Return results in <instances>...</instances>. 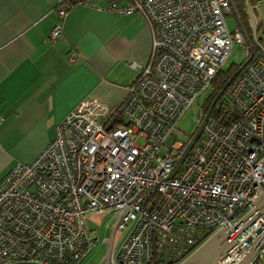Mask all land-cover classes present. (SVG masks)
I'll use <instances>...</instances> for the list:
<instances>
[{"label":"built area","instance_id":"obj_1","mask_svg":"<svg viewBox=\"0 0 264 264\" xmlns=\"http://www.w3.org/2000/svg\"><path fill=\"white\" fill-rule=\"evenodd\" d=\"M101 10L146 18L148 62L117 104L82 100L34 160L0 179V264H80L97 241L86 218L107 210L114 232L128 228L111 264H178L217 230H231L263 191L264 46L255 26L254 50L237 25L227 27L231 0H133ZM56 11L62 20L66 10ZM61 30L60 22L50 37ZM233 43L251 58L169 177L190 139L177 123ZM76 57L72 50L69 62ZM173 131L181 138L167 143ZM263 224L258 217L245 227L220 264H237L263 232L239 245ZM250 264H264V244Z\"/></svg>","mask_w":264,"mask_h":264},{"label":"crops","instance_id":"obj_2","mask_svg":"<svg viewBox=\"0 0 264 264\" xmlns=\"http://www.w3.org/2000/svg\"><path fill=\"white\" fill-rule=\"evenodd\" d=\"M132 2L0 0V179L34 160L82 100H121L148 62L151 28L139 12L116 16L101 8ZM248 6L264 46V0ZM60 22L61 34L51 38ZM72 50L77 57L69 62Z\"/></svg>","mask_w":264,"mask_h":264},{"label":"water","instance_id":"obj_3","mask_svg":"<svg viewBox=\"0 0 264 264\" xmlns=\"http://www.w3.org/2000/svg\"><path fill=\"white\" fill-rule=\"evenodd\" d=\"M251 55L252 52H250L249 57L243 62L242 66L228 78L226 83L223 85V87L220 89V91L217 93V95L211 102L208 110L204 113L202 118H201L200 109L197 110L196 116L198 119L201 118L199 125L197 126L193 135L187 141L186 146L184 147L180 156L176 160L169 177L175 175L181 163L183 162L184 158L189 153L191 147L194 145L198 137L201 135L203 125L207 117L209 116L210 112L212 111L216 101L224 93V91L230 85L234 77L248 63V61L251 58ZM258 217H262L264 219V188L261 194L256 199L253 208L246 215H244L231 230H224L223 227L217 230L211 236H209L202 244H200V246H198L191 254H189L178 264H220V260L236 244L235 239L239 235V233L249 224L254 222V220ZM260 232H263L261 238L255 244L247 248L246 252L244 253V255L237 264H250L258 249L264 244V224L263 226H260L255 233H253L251 236H249L239 245V248L245 247L252 240V238L257 233ZM113 235H114V228H112L110 235L106 239H104V243L107 246V250L105 256L102 258L99 264H111L110 254L113 247Z\"/></svg>","mask_w":264,"mask_h":264},{"label":"rangeland","instance_id":"obj_4","mask_svg":"<svg viewBox=\"0 0 264 264\" xmlns=\"http://www.w3.org/2000/svg\"><path fill=\"white\" fill-rule=\"evenodd\" d=\"M242 7L246 10L250 22L252 21L250 8L248 6L247 0H240ZM226 24L230 31L234 30L237 22L235 15H226ZM248 57L247 50H244L243 46L239 43H233L230 51V55L228 59L223 63L222 67L227 68L231 64L237 65L244 62ZM207 91L201 93L194 102L186 109L181 119L177 123V129L190 135L195 132L197 126L199 125L200 119L197 118L196 112L198 109L203 107V103L205 100V95ZM179 133L177 131L171 132L167 138V143H172L180 139ZM140 143V141H138ZM115 215L107 210L101 214H90L86 218V223L91 230V235L97 238L93 249L87 254V256L81 261L80 264H99L102 258L105 256L107 246L104 243V239H106L112 230V227L115 223ZM128 228L125 230H116L113 235V246L118 245L127 235Z\"/></svg>","mask_w":264,"mask_h":264},{"label":"trees","instance_id":"obj_5","mask_svg":"<svg viewBox=\"0 0 264 264\" xmlns=\"http://www.w3.org/2000/svg\"><path fill=\"white\" fill-rule=\"evenodd\" d=\"M231 8H232V14L235 15L237 26L244 32L246 36V40L249 43L250 46L255 50V45L251 39L252 37V26L249 19V16L246 12V10L242 7L240 0H231ZM248 58V57H247ZM243 62L237 65L231 64L227 68L221 67L217 74L215 75L214 79L212 80L210 86L206 90L207 93L205 95V100L203 103V112L205 113L217 93L220 91V89L223 87V85L226 83L228 78L242 66ZM221 101V98L216 101V103H219ZM216 109H212V111H215ZM193 135L190 134L188 137H191Z\"/></svg>","mask_w":264,"mask_h":264},{"label":"flooded vegetation","instance_id":"obj_6","mask_svg":"<svg viewBox=\"0 0 264 264\" xmlns=\"http://www.w3.org/2000/svg\"><path fill=\"white\" fill-rule=\"evenodd\" d=\"M200 112H201V114H202V112H203V108H200Z\"/></svg>","mask_w":264,"mask_h":264}]
</instances>
